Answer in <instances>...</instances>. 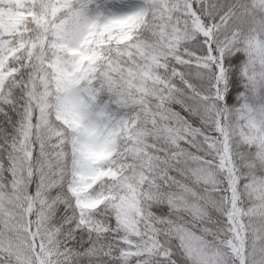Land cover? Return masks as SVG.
<instances>
[{
    "label": "snow or ice",
    "instance_id": "1",
    "mask_svg": "<svg viewBox=\"0 0 264 264\" xmlns=\"http://www.w3.org/2000/svg\"><path fill=\"white\" fill-rule=\"evenodd\" d=\"M0 264H264V0H0Z\"/></svg>",
    "mask_w": 264,
    "mask_h": 264
}]
</instances>
